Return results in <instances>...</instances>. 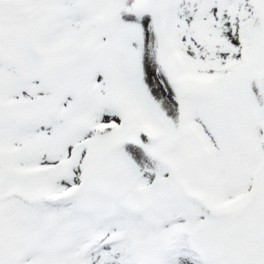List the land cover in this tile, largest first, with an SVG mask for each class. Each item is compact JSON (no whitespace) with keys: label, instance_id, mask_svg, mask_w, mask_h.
Instances as JSON below:
<instances>
[{"label":"snow or ice","instance_id":"1","mask_svg":"<svg viewBox=\"0 0 264 264\" xmlns=\"http://www.w3.org/2000/svg\"><path fill=\"white\" fill-rule=\"evenodd\" d=\"M0 264H264V0H0Z\"/></svg>","mask_w":264,"mask_h":264}]
</instances>
